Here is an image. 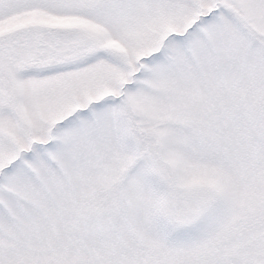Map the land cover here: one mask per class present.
Segmentation results:
<instances>
[{"label": "snow or ice", "instance_id": "6c2138e0", "mask_svg": "<svg viewBox=\"0 0 264 264\" xmlns=\"http://www.w3.org/2000/svg\"><path fill=\"white\" fill-rule=\"evenodd\" d=\"M0 264H264V0H0Z\"/></svg>", "mask_w": 264, "mask_h": 264}]
</instances>
